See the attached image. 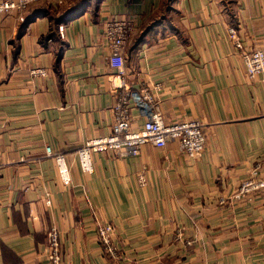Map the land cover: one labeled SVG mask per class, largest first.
Masks as SVG:
<instances>
[{"label":"crops","instance_id":"obj_1","mask_svg":"<svg viewBox=\"0 0 264 264\" xmlns=\"http://www.w3.org/2000/svg\"><path fill=\"white\" fill-rule=\"evenodd\" d=\"M74 1L41 0L25 25L0 16V264H48L50 227L66 264H264V197L229 199L254 168L264 177V72L246 76L229 33L264 51V0H91L64 22ZM126 16L138 26L125 81L160 84L164 119L200 120L205 151L191 159L177 142L147 143L137 156L94 155L87 174L76 149L111 133L121 83L104 29ZM35 67L46 77L30 78ZM130 115L143 124L136 107ZM46 147L65 154L70 187ZM97 222L114 228L121 260L104 253Z\"/></svg>","mask_w":264,"mask_h":264},{"label":"built area","instance_id":"obj_2","mask_svg":"<svg viewBox=\"0 0 264 264\" xmlns=\"http://www.w3.org/2000/svg\"><path fill=\"white\" fill-rule=\"evenodd\" d=\"M41 0H0V16L14 12L17 19L23 21L31 5ZM131 2L132 0H127ZM52 5H63L67 0H49ZM137 29L136 20L132 16L123 19L113 18L106 22L104 40L107 44L109 64L115 75L121 79L119 86L114 88L115 101L112 107L111 133L104 137L87 139L76 149L80 169L90 174L93 172V156L105 152H114L118 155L137 156L143 145L149 143L156 148H165L169 142H177L182 154L191 159H198L204 155L206 134L204 124L200 120H182L168 122L164 119L158 93L160 84L143 88L140 91L132 90L125 81V54L124 49ZM63 33V26L58 27ZM233 37L235 52L241 55L246 76L254 79L264 72V51L253 49L245 52L243 41L237 35L235 28H230ZM47 71L43 67L30 70V78L46 77ZM136 107L140 116L145 118L143 124L134 127V120L130 115L131 109ZM46 156L56 165L57 174L64 187L72 185L71 168L63 152L45 148ZM258 169L244 178L237 191L229 199L242 201L256 196L264 197V177L258 174ZM49 205L50 202L46 201ZM97 236L104 253L112 260H121L120 253L114 240V228L109 223L97 222ZM190 242H187L189 244ZM61 235L57 228L50 227L46 234V261L48 264H66L61 252Z\"/></svg>","mask_w":264,"mask_h":264},{"label":"trees","instance_id":"obj_3","mask_svg":"<svg viewBox=\"0 0 264 264\" xmlns=\"http://www.w3.org/2000/svg\"><path fill=\"white\" fill-rule=\"evenodd\" d=\"M91 0H78L77 2H75L74 4H72L68 9H66L64 15H63V21L67 22L73 18H75L79 13L82 12V10L88 6V4L90 3ZM97 3V2H96ZM43 15V13H34L33 15L27 16L25 17L24 21H23V25L27 24L31 19H35L36 17ZM56 27H58L56 25ZM54 37L53 33H50L46 36V38H51ZM19 38L18 36H16V39ZM15 41V40H14ZM142 41L140 39H138L135 43L136 45H134V47H137V45H139Z\"/></svg>","mask_w":264,"mask_h":264},{"label":"rangeland","instance_id":"obj_4","mask_svg":"<svg viewBox=\"0 0 264 264\" xmlns=\"http://www.w3.org/2000/svg\"><path fill=\"white\" fill-rule=\"evenodd\" d=\"M77 1H78V0H75L74 2H71V5L74 4V3L77 2ZM71 5H70V6H71ZM137 26H138V25H137Z\"/></svg>","mask_w":264,"mask_h":264}]
</instances>
